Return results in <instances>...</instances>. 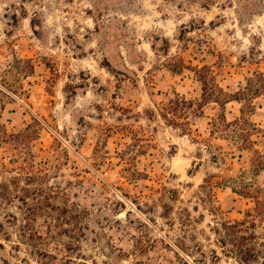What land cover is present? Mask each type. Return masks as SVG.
I'll use <instances>...</instances> for the list:
<instances>
[{
	"label": "rangeland",
	"instance_id": "rangeland-1",
	"mask_svg": "<svg viewBox=\"0 0 264 264\" xmlns=\"http://www.w3.org/2000/svg\"><path fill=\"white\" fill-rule=\"evenodd\" d=\"M199 70L232 92L264 72V0H0V264H264L253 150L215 160L158 110L175 91L202 100ZM241 107L208 102L195 128ZM247 183L259 211L231 187Z\"/></svg>",
	"mask_w": 264,
	"mask_h": 264
},
{
	"label": "trees",
	"instance_id": "trees-1",
	"mask_svg": "<svg viewBox=\"0 0 264 264\" xmlns=\"http://www.w3.org/2000/svg\"><path fill=\"white\" fill-rule=\"evenodd\" d=\"M199 77L201 78L200 81L203 83L204 93L202 100H194L175 91L173 97L159 104L158 110L160 114L171 125L181 127L185 134H195L194 138L197 139L198 142H204L211 152H213L215 160L218 159L219 154L224 152L233 151L232 154H236V151H238L239 156L242 157L243 152L246 150H253V164L256 166V170H264V150L257 147V140L254 138V136L260 132L261 128L259 124L251 119V115L257 109L255 99L264 95V72L255 71L253 75L247 77L245 86L235 92L226 90L218 80H209L207 73L200 71ZM211 101L219 103L224 109L229 102L239 101L242 103L241 114L232 120L228 119L225 112L210 118L207 128L208 135H206L200 128H195V125L198 118L205 116L204 107ZM218 137L228 140L235 148L222 150V152L215 151L213 141ZM206 180L210 181L209 178H206ZM217 182L219 186H230L223 179ZM231 187L238 193L255 198L257 202L256 211L260 210L262 201L259 196L253 195V184L247 183L246 186L242 188H237V186L234 185ZM38 199V205L33 208V213H31L34 214V216H30L28 221L36 219L38 213H42L45 209V201L41 198ZM47 205L50 208L49 211L60 210V212L65 214L69 212L68 204L60 207V205L48 202ZM250 214L251 212H248V215ZM65 219L69 221L68 217ZM57 220H59V223L63 222L61 217H57ZM225 225L230 231V234L233 235L235 241H238V229H240V231L244 230L246 226L244 220H237L235 222L229 221L226 222ZM28 228L31 230L28 231L26 228L22 229V235H27L29 239L35 241L32 243L34 246L39 247L40 244L37 243L46 242V235L38 230L35 224L30 222ZM42 253L46 257H54L51 252L45 251ZM54 263L57 264L56 262Z\"/></svg>",
	"mask_w": 264,
	"mask_h": 264
}]
</instances>
